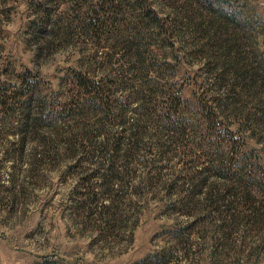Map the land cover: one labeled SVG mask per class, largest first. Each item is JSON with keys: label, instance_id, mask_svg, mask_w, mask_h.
<instances>
[{"label": "rangeland", "instance_id": "374dc122", "mask_svg": "<svg viewBox=\"0 0 264 264\" xmlns=\"http://www.w3.org/2000/svg\"><path fill=\"white\" fill-rule=\"evenodd\" d=\"M0 264H264V0H0Z\"/></svg>", "mask_w": 264, "mask_h": 264}, {"label": "trees", "instance_id": "16d2710c", "mask_svg": "<svg viewBox=\"0 0 264 264\" xmlns=\"http://www.w3.org/2000/svg\"><path fill=\"white\" fill-rule=\"evenodd\" d=\"M80 81L82 82V86L84 88V90L87 92L88 95L92 96L93 101L96 102V104H98L100 111L103 114H108L107 112H109L110 110V103H109V96L106 95L105 93L102 92V85L104 83L103 79L97 80L94 78H90V77H81L79 76ZM181 96L177 95L175 97V99H173L172 103L174 104H179V102L181 101ZM178 108V105L174 106L173 109ZM205 118L209 121H207L208 123H214L215 120L219 117L217 111L214 108H210L209 111L207 113L204 114ZM24 128V127H23ZM95 174L93 177H98L99 179L105 178V176H109L108 178H110V175H107L108 173H102L101 169H97L95 170ZM107 181V179H105ZM107 185L104 184V186ZM112 207H110L109 205H103L102 209L104 210H109ZM104 213V212H103ZM111 217V220H103L102 218V222H104L105 224L108 223V225H110L113 221V219H115V214L109 216V218Z\"/></svg>", "mask_w": 264, "mask_h": 264}]
</instances>
